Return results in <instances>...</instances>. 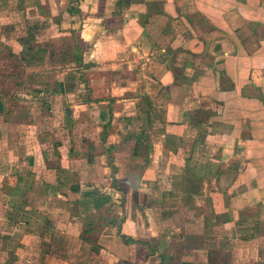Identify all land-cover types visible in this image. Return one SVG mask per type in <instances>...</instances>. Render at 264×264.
<instances>
[{"label": "crops", "instance_id": "1", "mask_svg": "<svg viewBox=\"0 0 264 264\" xmlns=\"http://www.w3.org/2000/svg\"><path fill=\"white\" fill-rule=\"evenodd\" d=\"M206 1L219 8L220 46L199 66L172 62L176 44L205 51L181 0H0V33L20 66L55 74L57 93L17 98L49 113L59 101L70 140L50 154L73 160L77 121L91 144L76 160L87 149L101 159L88 157L95 176L84 163L64 178L40 150L16 153L0 126V264H205L214 249L264 264V139L245 136L263 124L242 113L261 104L242 89L264 95V0ZM28 33L35 40L22 43ZM7 110L0 95V119ZM123 150L130 164L116 161Z\"/></svg>", "mask_w": 264, "mask_h": 264}, {"label": "rangeland", "instance_id": "2", "mask_svg": "<svg viewBox=\"0 0 264 264\" xmlns=\"http://www.w3.org/2000/svg\"><path fill=\"white\" fill-rule=\"evenodd\" d=\"M157 2H162V0H155L154 4ZM193 3L196 5V7H194ZM179 6H180L179 7L180 10L186 12V14L184 15L187 17L186 23L188 24V26L192 29V31L196 35L197 34L199 35V36L195 35L197 40L202 42L203 44L205 43L204 44L205 51L203 53L199 52L200 54L199 53L195 54L193 52L191 53V51H189L188 49H184L183 46L176 44L174 46H171V50H170L172 62H174L175 64H179L187 60L188 63L192 62V64H196V62H198L197 64H199V66L207 65L208 62L211 60L206 58V56L208 55L207 53L209 51L211 52L214 51V49L220 46L218 43L220 35H218L216 32L218 25H216L214 21L210 20V17L213 16L219 17V12H217L218 11L217 9L219 8H217L218 7L217 5L212 6L207 4L206 0H183V1L181 0V5ZM153 8L155 10L154 12H158L156 14H161L159 12V10L162 9L161 5H158L156 7L153 6ZM257 25L259 26V24ZM2 30L3 29H0L1 33ZM4 31L9 32L12 30H10V28H6L4 29ZM24 38H27V35ZM60 48H58L60 52L57 53L58 54L56 58L57 61L53 65H57L56 63H62L61 61L63 59V56L60 53H62L65 48L63 47ZM9 50H10L9 48H4L2 43H0V90L5 91L8 98L10 99L9 111L5 116H3L0 119L1 128H6L5 132L3 133L4 136H2L3 139L5 141H8V143L12 145L14 151H16V153L18 154H31V153L38 154L40 150V152H42L40 157L41 160L46 161L47 157H51V159L53 160L50 162L51 165L54 166L55 169H58L59 174H61L64 178H68L67 176L70 173L68 172L67 166H69V168L75 172V170H78L80 167L83 170L84 163H86L87 165L85 166L88 167V169L84 167L85 170L86 169L88 170L87 173L90 175L93 174L92 176H95L94 173L95 172L98 173L100 169H94L95 167L92 166L90 167L88 162L90 158L88 159V157L90 156L91 159L95 157L97 158L99 156L98 153L99 150L96 153L95 152L96 150L94 149L92 150L87 149L85 150V152L88 154V156L86 155V159H84L82 162L76 160L78 158V155L81 154L79 151L81 146L88 148L89 144H91V142L89 141L90 139L82 140L84 139L83 138L84 136L79 135V132H82L81 130L79 132L77 131L78 130L77 128L78 126L76 125L77 121L75 122V127H74L76 129V132H74V134L71 136V138L76 142L78 147V148L76 147L77 149H75L74 151L73 154L74 158H72L73 160L66 161V167L62 165L60 166L58 165L59 163L54 158V156L50 154L53 152L52 148L56 141L61 142L64 138H65L64 140L66 141L70 140V135L68 137L66 133H62V131H60L62 129L60 127L62 126H61V118H60L61 115H60L59 101H58V105L54 106L53 110L55 111L53 113L48 112V109H50L49 104H48L49 107H47L46 105H42V106L38 105V109L37 111H35L34 109H32L31 103H26V102H24V104L20 103L21 100L17 98L23 97L24 96L23 94L27 92L17 89L15 86V82L21 80L33 82L36 80V78L34 76H29L28 78L26 76H23L22 74L23 69L21 68L20 64H18L14 60L15 58L8 57ZM200 71L204 72L205 69H200ZM40 72H44V70L41 69ZM14 74L17 75V78L10 79L11 75ZM126 74L127 73L125 72L121 76L127 77ZM45 75L46 78H49L51 80L55 74L47 73ZM222 81H223L222 83L225 86H228L229 89L234 88L232 81L230 79L224 78ZM16 90L17 93L13 95V93ZM29 92L30 89L28 93ZM19 93L20 95H18ZM242 95L249 99L259 98L261 100V104L257 106L258 108H255L254 106L251 105H247L245 107L246 109L242 108L243 110L242 113L244 112L245 114H247L248 124L251 120L253 121V122L251 121V124H249L252 127V129L254 128V125H256L254 124L256 121L261 122L263 124L262 127H259L261 129V131L259 132L246 131L245 136L247 140L248 141L253 140V142L255 140H258L259 142L260 140L263 141L262 139H264V131H263L264 130V95L259 90L254 91V89L250 86H247L246 89L245 88L242 89ZM26 99L24 97V100ZM28 101L30 102V99H28ZM260 114H262L263 116L262 118L259 116ZM56 117H58V119ZM79 136H81V138ZM253 142L251 143L250 146H254ZM79 144H83V145L79 146ZM101 152L103 153V150H101ZM115 156L116 155H112V153L108 152V154H106V158L102 160H104V163L110 165L112 163V161H110V157L116 158ZM117 158L118 159L116 161L120 163L123 160H125L128 164H130L127 158V150L120 151L117 154ZM97 159H99L98 161L99 164H97V167L100 168L99 165L101 159L100 158ZM126 162H125L124 171L126 173L129 171L130 173V169L127 167ZM113 170L114 167L110 166V169H108L106 172L108 173V175L110 174L111 176V172H113ZM75 180L77 179H74L73 181ZM86 180L88 181L89 179ZM126 183L127 182L123 181L122 184L125 185ZM212 251L213 252H212L211 261L214 264H229V263L231 264V262H229L228 259L223 258L222 254H220L219 251H217L216 249Z\"/></svg>", "mask_w": 264, "mask_h": 264}, {"label": "trees", "instance_id": "3", "mask_svg": "<svg viewBox=\"0 0 264 264\" xmlns=\"http://www.w3.org/2000/svg\"><path fill=\"white\" fill-rule=\"evenodd\" d=\"M0 37H1L0 43H2L4 48H9L10 49L8 51V57L9 58H15L14 60L19 64V61H18V59L16 57L15 52L12 50L9 42H7L8 39H7L6 35L5 34H0ZM20 40H21L22 43H24V42L28 43L29 41L35 40V37L28 33L27 38H22V39L20 38ZM78 49L79 48L76 46V52L78 51ZM80 59H81V54H75L74 55V61L79 62V61H81ZM21 68L23 69V72H22L23 76H26L27 78L29 76H34L36 78V80L33 81V82H31V81L29 82V81H25V80L17 81V82H15V86H16L17 89H19L21 91H28L30 89L31 95H33L35 97H39L40 94L43 93V92L50 93V94L57 93L56 87L50 82L49 78H46L45 72H31L30 73V72L26 71L24 67L21 66ZM12 78L16 79L17 75H15V74L11 75L10 79H12ZM15 93H17V90L13 93V95H15ZM0 95L6 97V102H8V110L6 111V114H7L8 111H9L10 99L8 98L6 92L3 91V90H0ZM214 99L216 101H218L217 100L218 98L215 97V95H214ZM223 101H221V102L223 103ZM74 151L75 150L71 149L70 153L74 154ZM211 258H212V254L209 255V259H208L207 263H205V264H214L211 261ZM162 261H163V257H162Z\"/></svg>", "mask_w": 264, "mask_h": 264}]
</instances>
